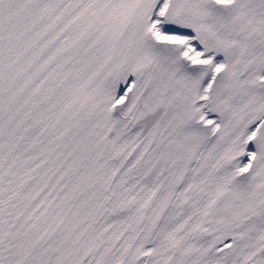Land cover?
Listing matches in <instances>:
<instances>
[{"label": "snow or ice", "instance_id": "6c2138e0", "mask_svg": "<svg viewBox=\"0 0 264 264\" xmlns=\"http://www.w3.org/2000/svg\"><path fill=\"white\" fill-rule=\"evenodd\" d=\"M0 264H264V0H0Z\"/></svg>", "mask_w": 264, "mask_h": 264}]
</instances>
